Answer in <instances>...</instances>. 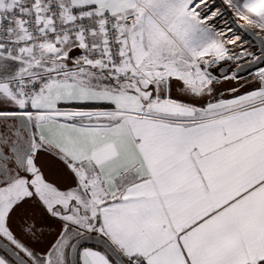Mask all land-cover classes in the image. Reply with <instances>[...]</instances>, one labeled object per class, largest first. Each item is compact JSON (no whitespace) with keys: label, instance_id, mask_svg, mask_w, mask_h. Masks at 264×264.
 <instances>
[{"label":"snow or ice","instance_id":"6c2138e0","mask_svg":"<svg viewBox=\"0 0 264 264\" xmlns=\"http://www.w3.org/2000/svg\"><path fill=\"white\" fill-rule=\"evenodd\" d=\"M0 242L264 264V0H0Z\"/></svg>","mask_w":264,"mask_h":264},{"label":"water","instance_id":"95a60500","mask_svg":"<svg viewBox=\"0 0 264 264\" xmlns=\"http://www.w3.org/2000/svg\"><path fill=\"white\" fill-rule=\"evenodd\" d=\"M0 243H3V242H0ZM87 243L91 244V243H93V241H88ZM0 249L6 254V252L3 248H0Z\"/></svg>","mask_w":264,"mask_h":264},{"label":"crops","instance_id":"0c3cea01","mask_svg":"<svg viewBox=\"0 0 264 264\" xmlns=\"http://www.w3.org/2000/svg\"><path fill=\"white\" fill-rule=\"evenodd\" d=\"M55 228H56V225L54 224L53 228H52V231H55ZM0 255H3V254L0 252Z\"/></svg>","mask_w":264,"mask_h":264},{"label":"flooded vegetation","instance_id":"af4514ba","mask_svg":"<svg viewBox=\"0 0 264 264\" xmlns=\"http://www.w3.org/2000/svg\"><path fill=\"white\" fill-rule=\"evenodd\" d=\"M41 243H43V241L41 242ZM0 251H2L1 249H0ZM3 252V251H2ZM4 253V252H3Z\"/></svg>","mask_w":264,"mask_h":264},{"label":"trees","instance_id":"16d2710c","mask_svg":"<svg viewBox=\"0 0 264 264\" xmlns=\"http://www.w3.org/2000/svg\"><path fill=\"white\" fill-rule=\"evenodd\" d=\"M2 254H5V253H3L2 251H0Z\"/></svg>","mask_w":264,"mask_h":264},{"label":"rangeland","instance_id":"374dc122","mask_svg":"<svg viewBox=\"0 0 264 264\" xmlns=\"http://www.w3.org/2000/svg\"><path fill=\"white\" fill-rule=\"evenodd\" d=\"M217 2H219V0H217ZM238 31H239V29H238Z\"/></svg>","mask_w":264,"mask_h":264}]
</instances>
